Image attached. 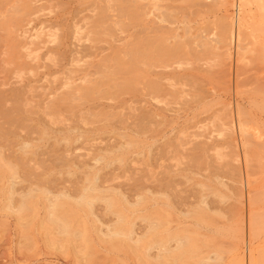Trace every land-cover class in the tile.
I'll return each instance as SVG.
<instances>
[{"label": "rangeland", "instance_id": "374dc122", "mask_svg": "<svg viewBox=\"0 0 264 264\" xmlns=\"http://www.w3.org/2000/svg\"><path fill=\"white\" fill-rule=\"evenodd\" d=\"M0 2V264H264L263 10Z\"/></svg>", "mask_w": 264, "mask_h": 264}, {"label": "bare ground", "instance_id": "6f19581e", "mask_svg": "<svg viewBox=\"0 0 264 264\" xmlns=\"http://www.w3.org/2000/svg\"><path fill=\"white\" fill-rule=\"evenodd\" d=\"M254 1H257V2H251V3H249L250 0H247V3H248V5H250L251 7H257L258 10L261 9V11H262V10L264 11L263 0H254ZM84 2H85V1H84ZM0 3H1V2H0ZM244 3H246V2H244ZM247 3H246V4H247ZM253 3H258V4H261L262 6H257L258 4L255 5V6H252ZM251 4H252V5H251ZM2 5H3V4H2ZM248 5H246V6H247V7H250V6H248ZM251 7H250V8H251ZM244 8H246V7H244ZM250 10H251V9H250ZM258 10H257V11H258ZM242 11L244 12V9H243ZM245 11L248 12V8H247V10H245ZM241 13H242V12H240V14H241ZM256 13H257V12H255V14H256ZM260 13H262V12H260ZM242 14H243V13H242ZM247 14H248V13H247ZM255 14H254V16H255ZM244 15H245V14H243V16H244ZM256 15H257V14H256ZM259 15H260V17H261V16L263 15V13H262V14H258V16H259ZM243 16H242V17H243ZM263 16H264V15H263ZM263 16H262V17H263ZM85 17H86V16H85ZM245 17H246V16H245ZM106 18H107V17H106ZM243 18H244V17H243ZM243 18H240V20H238L239 23H240V21H241V22H244V20H245L246 18H245V19H243ZM252 18H253V16H252ZM255 18H256V17H255ZM263 18H264V17H263ZM263 18H261V20H262ZM2 19H3V18H2ZM2 19H1V20H2ZM12 19H13V18H12ZM248 19H249V17L247 16V20H248ZM253 19H254V18H253ZM257 19H260V18H257ZM90 20H91V19H90ZM242 20H243V21H242ZM254 20H256V19H254ZM254 20L251 21L252 23H250V24L247 23V24L250 25V27H251V24H254ZM153 21H154V20H153ZM83 22H85V21H83ZM113 22H114V21H113ZM234 22H235V21H234ZM263 22H264V21H263ZM85 23H86V22H85ZM237 23H238V22H237ZM245 23H246V22H245ZM255 23H256V22H255ZM99 24H100V23H99ZM154 24H157V23H154ZM247 24H246V25H247ZM110 25H111V24H110ZM223 25H225L226 27H229V26H227L226 24H223ZM248 25H247V26H248ZM148 26H149V25H148ZM239 26H242V25L239 24ZM252 26H254V25H252ZM255 26H256V25H255ZM263 26H264V24H263ZM263 26H260V25H259V29L262 30V29L264 28ZM155 27H156V26H155ZM158 27H160V26H158ZM250 27H248V28H250ZM261 27H263V28H261ZM229 28H230V27H229ZM257 28H258V27H257ZM123 29H124V28H123ZM147 29H148V28H147ZM259 29H256V30L258 31ZM74 30H75V29H74ZM222 30H223V31H222ZM253 30H254V29H253ZM99 31H100V30H99ZM99 31H98V32H99ZM160 31H161V29H160ZM102 32H103V31H102ZM151 32H152V30H151ZM223 32H225V33H223ZM228 32H229V30H226V31H225L224 28L221 29V33H223L222 36H221V39L223 38V36H224V38H225V36L227 35ZM260 32H261V31H260ZM68 33H69V32H68ZM142 33H144V32H142ZM118 34H121V33H118ZM224 34H225V35H224ZM260 34H261V33H260ZM263 34H264V33H263ZM263 34H262V35H263ZM122 35H123V34H122ZM220 35H221V34H220ZM242 35H243V33H241L240 35H238V37L240 38V37H242ZM254 35H255V34H254ZM71 36H72V35H71ZM232 36H233V32H232ZM243 36H244V35H243ZM135 37H136V36H135ZM257 37H258V35H257ZM257 37H254V38H256V40H257V39H258ZM262 37H263L262 39L264 40V36H262ZM71 38H72V37H71ZM219 38H220V37H219ZM85 39H86V37H85ZM221 39H220V40H221ZM228 39L233 40L234 38L232 37V39H231V37H229ZM242 39H243V38H240V39H239V42H240V43H241V41H243ZM70 40H71V39H70ZM223 40H226V39H222V41H223ZM253 40H254V39H253ZM260 40H261V39H260ZM263 40H262V41H263ZM77 41H78V40H77ZM222 41L219 42L220 45H222V46H223V45H226V43L223 44L224 42H222ZM226 41H227V40H226ZM228 41H229V40H228ZM254 41H255V40H254ZM254 41H253V42H254ZM230 42H232V41H230ZM237 42H238V41H237ZM253 42H252V43H253ZM63 43H64V42H63ZM254 43H255V42H254ZM256 43H257V42H256ZM258 43H259V42H258ZM64 44H65V43H64ZM233 44H234V43H233ZM238 44H239V43H238ZM62 45H63V44H62ZM226 46H230V44H227ZM240 46H242V45H240ZM246 46H247V45H246ZM223 47H225V46H223ZM93 48H95V47H93ZM220 48H221V47H220ZM230 48H231V47H230ZM239 48H241V47H239ZM223 49H224V48H223ZM246 49H247V48H246ZM227 52H229V51H227ZM214 56H215V55H214ZM230 57H231V56H230ZM130 59H131V58H130ZM71 60L73 61V59H71ZM102 60H103V59H102ZM104 61H105V60H104ZM132 62H134V61L132 60ZM176 64H177V63H176ZM170 65H171V64H170ZM98 66H99V65H98ZM103 66H104V65H103ZM245 66H246V65H245ZM253 66H255V65H253ZM237 67H238V66H237ZM99 68H100V66H99ZM102 68H103V67H102ZM178 68H179V67H178ZM105 69H106V68H105ZM163 69H167V70L163 71V70L160 68L159 70H153L154 72H151V73L149 72V73H150V74H155V75H157L156 73L159 72L160 70H161V71H160L161 73L166 72L167 74H165L164 76H162V79H164L166 76H170V75L172 74V73L169 74V72H168V67H166V65H165V68H163ZM174 69H175V68H174ZM236 69L238 70V68H236ZM249 69H254V68H251V67H250ZM103 70H104V69H103ZM108 70H109V68H108ZM115 70H117V69H115ZM241 70H243V69H241ZM257 70H258V69H257ZM95 71H97L96 68H95ZM100 71H101V69H100ZM100 71H99V72H100ZM109 71H110V70H109ZM127 71H130V70L127 69ZM254 71H255V70H254ZM99 72H98V73H99ZM117 72H118V71H117ZM160 72H159V74H161ZM250 72H251V71H250ZM239 73H240V72H239ZM252 73H254V72H252ZM244 75H246V74H244ZM101 76H102V75H101ZM174 76H175V74H173L171 77H174ZM87 77H88V76H87ZM249 77H250V76H249ZM249 77H248V78H249ZM252 78H253V77H252ZM162 79H160V80H162ZM166 79H170V78H167V77H166ZM236 79H237V78H236ZM83 80H84V79H83ZM86 81H88V80H86ZM86 81H85V82H86ZM237 81H239V80H237ZM242 82H243V81H242ZM253 82H254V81H253ZM175 83H176V82H175ZM236 83H237V82H236ZM102 84H104V83H102ZM146 84H147V83H146ZM88 85H89V84H88ZM144 85H145V84H144ZM144 85H143V86H144ZM249 85H250V84H249ZM235 86H237V85H235ZM239 87H240V86H239ZM155 88L157 89V87H155ZM229 88H230V87H229ZM235 89H238V87H236ZM241 89H242V88H241ZM243 90H244V89H243ZM250 90H251V89H250ZM238 91H239V90H236L235 94H239V95L242 94L241 91H240L241 93H238ZM246 91H247V90H246ZM246 91H245V92H246ZM252 91H254V90H252ZM243 93H244V91H243ZM244 94H245V93H244ZM246 94H247V93H246ZM249 94H250V93H249ZM263 95H264V94H263ZM251 99H252V98H251ZM249 100H250V99H249ZM256 100H257V99H256ZM250 101H252V100H250ZM263 102H264V101H263ZM211 103H213V102H211ZM256 104H257V102H256ZM260 108H261V107H260ZM262 108H263V106H262ZM238 110H239V109H238ZM257 110H258V109H257ZM260 111H261V110H260ZM257 112H258V111H257ZM3 113H5V112H3ZM238 113H239V112H238ZM247 113H248V112H247ZM251 113H252V112H251ZM0 114H1V113H0ZM253 115H254V114H253ZM262 115H263V114H262ZM250 116H251V115H250ZM256 116H257V115H256ZM240 118H241V116H240ZM241 119H242V118H241ZM256 120H257V119H256ZM254 121H255V120H254ZM241 122H242V121H241ZM227 124H228V123H227ZM261 124L263 125V122H262ZM258 131H259V130H258ZM258 131H257V132H258ZM257 132H256V134H258ZM253 133H254V131L251 132V135L249 134V135L252 137V139H258V138H260V137H261V138H264V137H263V134H261L260 132H259L260 135H256V134H253ZM239 134H240V133H239ZM245 135H246V134L243 133V136H245ZM253 135H255V136H253ZM258 136H260V137H258ZM247 137H248V136H246V138H247ZM254 137H255V138H254ZM243 138H244V137H243ZM246 138H245V139H246Z\"/></svg>", "mask_w": 264, "mask_h": 264}]
</instances>
